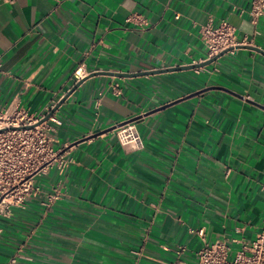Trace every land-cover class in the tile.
Segmentation results:
<instances>
[{"label": "crops", "instance_id": "1", "mask_svg": "<svg viewBox=\"0 0 264 264\" xmlns=\"http://www.w3.org/2000/svg\"><path fill=\"white\" fill-rule=\"evenodd\" d=\"M251 2L0 0L1 106L44 113L79 65L110 73L86 78L55 111L53 146L68 166L34 176L40 193L23 206L0 205V264H166L182 246L180 258L195 261L202 240L191 230L203 227L209 243L256 236L264 54L253 47L264 51V15L252 24ZM209 20H226L249 44L197 73L188 66L206 58L198 29ZM127 120L141 150L117 140ZM55 188L60 197L45 206Z\"/></svg>", "mask_w": 264, "mask_h": 264}, {"label": "built area", "instance_id": "2", "mask_svg": "<svg viewBox=\"0 0 264 264\" xmlns=\"http://www.w3.org/2000/svg\"><path fill=\"white\" fill-rule=\"evenodd\" d=\"M250 22L256 24L264 15V0H252L248 10ZM175 18L179 14H175ZM198 34L206 47V58L199 62L211 59L221 52L233 53L234 50L245 44V40L237 41L236 29L226 20L213 24L211 20L200 25ZM208 70L205 66L195 67L197 73ZM217 70V68H216ZM83 65H79L73 72L72 78L77 82L87 76ZM114 94H120L118 84L112 86ZM58 101L52 100L45 108L44 113H30L15 100L5 106L0 105V205L23 206L26 199L40 193V188L34 185V176L47 172L56 167L64 170L70 159L65 151L53 146V132L61 124V119L55 115L54 110L46 120L39 121L48 114ZM119 144L132 150H141L143 140L139 134L134 120H127L115 128ZM59 191L55 188L52 193L44 196L43 204L49 206L58 200ZM202 240V245L196 251L195 261H186L180 258L184 247L176 251L177 258L166 264H264V214L262 225L256 236L248 241L231 240L238 242L239 247L233 250L228 239H218L207 242L204 228L191 230ZM5 264H16L11 259Z\"/></svg>", "mask_w": 264, "mask_h": 264}, {"label": "water", "instance_id": "3", "mask_svg": "<svg viewBox=\"0 0 264 264\" xmlns=\"http://www.w3.org/2000/svg\"><path fill=\"white\" fill-rule=\"evenodd\" d=\"M253 49L254 50H257V51H259L260 53H262V54H264V51L263 50H260V49H258V48H255V47H253ZM226 51H224V52H221L220 54H218V55H216L215 57H213V58H211V59H208V60H205L204 62H201V63H197V64H193V65H191V66H188V67H190V68H195V67H200V66H205V65H208V64H210V63H212L213 61H215L218 57H220L221 55H223L224 53H225ZM180 69H182L181 67H174V68H166V69H158V70H152V71H149V72H141V73H135V74H129V73H115V75L116 76H129V77H131V76H137V75H142V74H147V73H149V74H152V73H160V72H164V71H170V70H180ZM102 73H108V74H110L109 72H94L93 74H90V75H88V76H86L85 78H83V79H81V80H79V81H77L68 91H67V93L66 94H64L61 98H60V100L58 101V103L55 105V107L48 113V114H46L40 121H39V123L40 122H42V121H44V120H46L47 119V117L54 111V110H56L58 107H59V105L86 79V78H88V77H91V76H93V75H97V74H102Z\"/></svg>", "mask_w": 264, "mask_h": 264}]
</instances>
